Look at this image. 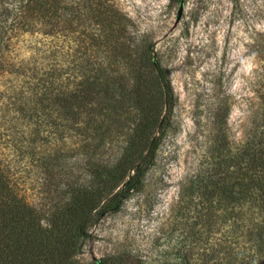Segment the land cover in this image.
Returning <instances> with one entry per match:
<instances>
[{
	"label": "trees",
	"instance_id": "trees-1",
	"mask_svg": "<svg viewBox=\"0 0 264 264\" xmlns=\"http://www.w3.org/2000/svg\"><path fill=\"white\" fill-rule=\"evenodd\" d=\"M129 21L113 0H0V264H85L76 257L92 226L143 187L175 94L151 43L142 51L150 77L123 64L117 44ZM21 36L30 37L23 55ZM101 95H112L110 113ZM228 106L215 113L217 160L195 188L186 264H264V110L232 151ZM124 118L132 122L124 145L103 158ZM74 135L91 150L78 162ZM28 189L50 209L36 211ZM96 264L145 262L119 255Z\"/></svg>",
	"mask_w": 264,
	"mask_h": 264
},
{
	"label": "rangeland",
	"instance_id": "rangeland-1",
	"mask_svg": "<svg viewBox=\"0 0 264 264\" xmlns=\"http://www.w3.org/2000/svg\"><path fill=\"white\" fill-rule=\"evenodd\" d=\"M113 1L130 20V33L117 44V49L125 52L120 54L123 64L136 62L140 74L150 77L148 58L142 51L151 43L154 58L171 79L175 103L143 187L131 194L119 211L92 226L91 237L76 258L96 264L97 260L129 255L133 263L186 264L185 253L195 244L198 228H191L199 199L195 188L217 160L218 106L229 105L228 147L232 151L261 122L264 0ZM182 1L183 12L178 18ZM19 40L18 52L23 55L30 37ZM101 96L102 111L110 113L112 95ZM108 120L101 122L102 128ZM97 124L93 121V134ZM130 126V119H121L117 135L113 133L100 150L103 158L120 152ZM80 138L74 135L68 142L75 146L72 162L91 151L81 150ZM28 192L36 211L50 209L36 200L33 190Z\"/></svg>",
	"mask_w": 264,
	"mask_h": 264
},
{
	"label": "water",
	"instance_id": "water-1",
	"mask_svg": "<svg viewBox=\"0 0 264 264\" xmlns=\"http://www.w3.org/2000/svg\"><path fill=\"white\" fill-rule=\"evenodd\" d=\"M183 7H184V5H183V1H182V2H181V5H180V7H179L178 18H180L181 14H182V12H183Z\"/></svg>",
	"mask_w": 264,
	"mask_h": 264
}]
</instances>
